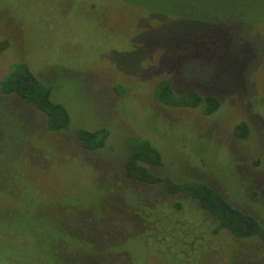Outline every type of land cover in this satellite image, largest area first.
<instances>
[{"label": "rangeland", "instance_id": "374dc122", "mask_svg": "<svg viewBox=\"0 0 264 264\" xmlns=\"http://www.w3.org/2000/svg\"><path fill=\"white\" fill-rule=\"evenodd\" d=\"M17 62L67 129L2 92ZM163 78L219 109L159 102ZM99 127L86 149L76 131ZM129 136L160 149L154 173L206 181L264 224V0H0V264H264V239L215 233L193 197L127 177Z\"/></svg>", "mask_w": 264, "mask_h": 264}, {"label": "trees", "instance_id": "16d2710c", "mask_svg": "<svg viewBox=\"0 0 264 264\" xmlns=\"http://www.w3.org/2000/svg\"><path fill=\"white\" fill-rule=\"evenodd\" d=\"M51 84L45 83L32 71L25 62L15 63L13 69L3 79V93H15L24 101L34 105L48 116L47 128L52 131L67 129L71 123L68 109L52 98ZM156 99L172 107H199L210 115L219 109L221 99L211 93L197 90H187L177 93L173 81L163 78L156 83ZM238 138L246 139L251 133L247 121L238 123L235 127ZM83 146L89 150H97L105 145L109 136L107 127L96 129L80 128L76 131ZM130 152L125 162L126 176L154 185H161L169 194L186 193L198 201L199 206L217 220L214 232L227 230L239 238L260 237L264 239V224L254 214L234 205L221 191L208 182L199 179L176 181L168 175L154 173L150 167L163 163L160 149L147 138L129 136ZM264 198V189L261 191ZM175 206L180 209L181 202Z\"/></svg>", "mask_w": 264, "mask_h": 264}]
</instances>
